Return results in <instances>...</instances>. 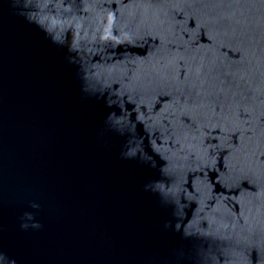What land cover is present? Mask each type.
I'll list each match as a JSON object with an SVG mask.
<instances>
[{"label": "water", "instance_id": "1", "mask_svg": "<svg viewBox=\"0 0 264 264\" xmlns=\"http://www.w3.org/2000/svg\"><path fill=\"white\" fill-rule=\"evenodd\" d=\"M0 264H264V0H0Z\"/></svg>", "mask_w": 264, "mask_h": 264}]
</instances>
